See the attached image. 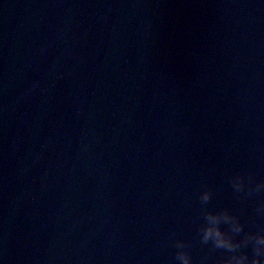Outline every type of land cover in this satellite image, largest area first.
I'll use <instances>...</instances> for the list:
<instances>
[{
	"label": "water",
	"instance_id": "95a60500",
	"mask_svg": "<svg viewBox=\"0 0 264 264\" xmlns=\"http://www.w3.org/2000/svg\"><path fill=\"white\" fill-rule=\"evenodd\" d=\"M237 174L264 182V0H0V264H218L202 209L264 228Z\"/></svg>",
	"mask_w": 264,
	"mask_h": 264
},
{
	"label": "clouds",
	"instance_id": "9594fccd",
	"mask_svg": "<svg viewBox=\"0 0 264 264\" xmlns=\"http://www.w3.org/2000/svg\"><path fill=\"white\" fill-rule=\"evenodd\" d=\"M233 190L237 193L246 192L248 195L259 193L264 189V182L256 183L253 186L252 177L246 178L242 175H235L229 180ZM211 191L203 190L199 194L202 205H207L211 199ZM258 215H264V203L256 207ZM204 223L200 225V242L203 245L211 244L212 249H222L230 253L226 258L218 261V264H264V228L257 232H244V227L236 215H232L226 209L216 212L202 209ZM221 225H227L223 230ZM241 233L243 237L239 240L235 237ZM173 235H175L173 233ZM173 246L177 249L175 259L179 264H192V258L187 251L189 245L181 240H174ZM251 248V255L244 249Z\"/></svg>",
	"mask_w": 264,
	"mask_h": 264
}]
</instances>
